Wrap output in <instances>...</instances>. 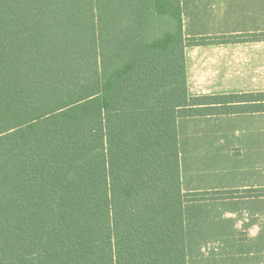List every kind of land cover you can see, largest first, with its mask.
Listing matches in <instances>:
<instances>
[{
	"label": "trees",
	"instance_id": "trees-1",
	"mask_svg": "<svg viewBox=\"0 0 264 264\" xmlns=\"http://www.w3.org/2000/svg\"><path fill=\"white\" fill-rule=\"evenodd\" d=\"M147 41L146 0H0V264H187L178 119L264 112V92L190 96L185 47Z\"/></svg>",
	"mask_w": 264,
	"mask_h": 264
},
{
	"label": "crops",
	"instance_id": "crops-1",
	"mask_svg": "<svg viewBox=\"0 0 264 264\" xmlns=\"http://www.w3.org/2000/svg\"><path fill=\"white\" fill-rule=\"evenodd\" d=\"M186 38L264 33V0H181ZM190 96L264 92V40L185 47ZM186 193L264 190V112L178 119ZM187 264H264V195L184 206Z\"/></svg>",
	"mask_w": 264,
	"mask_h": 264
},
{
	"label": "rangeland",
	"instance_id": "rangeland-1",
	"mask_svg": "<svg viewBox=\"0 0 264 264\" xmlns=\"http://www.w3.org/2000/svg\"><path fill=\"white\" fill-rule=\"evenodd\" d=\"M148 18L146 21L147 41L153 43L162 40L166 34L179 33V23L173 12L168 11L165 2L159 3L160 0H146Z\"/></svg>",
	"mask_w": 264,
	"mask_h": 264
}]
</instances>
